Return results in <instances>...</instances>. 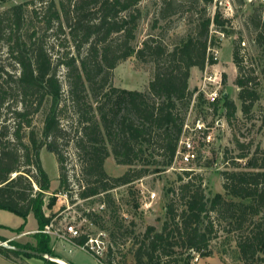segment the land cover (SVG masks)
<instances>
[{"label": "trees", "instance_id": "trees-1", "mask_svg": "<svg viewBox=\"0 0 264 264\" xmlns=\"http://www.w3.org/2000/svg\"><path fill=\"white\" fill-rule=\"evenodd\" d=\"M212 1H186L192 8L200 3L204 8L197 12L192 32L176 46L149 37L139 49L134 43L143 0H33L0 12V209L22 218V225L13 230L17 234L24 232L31 214L39 227L36 244L12 241L10 246L60 259L51 237L41 232L53 219L45 213L51 179L41 161L44 148L57 159L60 191L77 193V200L105 195L103 202L112 206L111 191L174 164L194 96L192 70L218 64L210 53L217 45L212 26L231 34V21L219 11L207 16ZM161 3L162 19L184 6L178 0ZM250 23L264 58L260 9ZM243 42L240 37L233 43L235 85L242 113L251 118L261 99V82ZM133 56L154 66L147 91L113 85L114 70ZM214 106L217 111L219 102ZM223 106L227 119L234 120L235 102L224 98ZM70 143L80 162L77 192L71 188L64 152ZM238 149V156L229 159L232 169L220 173L225 196L208 194L202 175L182 171L178 185L166 190L162 230L149 227L142 240L137 238L135 264H193L194 254L214 255L211 244L220 233L235 243L241 264H264V149L257 146L252 152L251 145L241 141ZM110 156L129 170L119 177L108 175L105 163ZM54 204L55 199L47 207ZM115 222L112 242L116 234L129 233ZM86 240L82 236L76 242ZM112 242L103 264H116ZM0 254L16 262L22 257L47 260L5 246H0Z\"/></svg>", "mask_w": 264, "mask_h": 264}, {"label": "rangeland", "instance_id": "rangeland-1", "mask_svg": "<svg viewBox=\"0 0 264 264\" xmlns=\"http://www.w3.org/2000/svg\"><path fill=\"white\" fill-rule=\"evenodd\" d=\"M27 1L33 0H0V12L14 4ZM34 1L39 2V0ZM55 1L60 2V0ZM178 1L184 2L181 12L169 19H162L159 15L162 0H143L141 4L143 15L139 23L137 39L134 43L137 49L149 37H158L168 46L174 47L192 32L198 17L197 12L201 11L204 5L200 3L197 7L192 8L186 3L187 0ZM257 9L261 10L264 18V4L261 3V0H213L206 7L208 17H214L215 13L219 11L224 18L231 21L229 26L231 34H222L212 26V37L217 45L210 48V53L218 60V64L208 66L203 71L199 69L192 71L190 89L194 94L199 93L198 91L204 82H207L206 77L217 74L218 78L222 80L221 98L219 99L217 112L214 113L209 110L204 98H200L203 96L202 92L199 93L200 97L196 99L192 111V116L195 114L202 116L205 122L213 128V139L208 145L201 143L196 163L185 166L178 162L165 171L148 175L131 185L117 188L110 193L115 205H106L105 203V208L100 209V206L104 203L103 201L106 200L105 195L81 202L77 200V193L71 195L66 190L60 191L57 159L46 148L41 151L43 167L51 179V192L48 193L45 199V213L55 218V225H65V222H68L73 216L80 220L87 215L85 210L90 209L91 215L89 216H91L93 226H85L83 231L95 237L99 236L101 232L104 233V239L109 242L111 247L110 233L115 228L114 223H116L115 221L123 223L128 228L129 233L125 235L122 233L116 234V242H112L115 263L135 264L133 253L137 247L135 244L137 238L142 240L149 227H154L156 231L162 230L166 221L165 206L168 200L165 195L166 190L171 186L178 185V178L183 170L194 171L195 174L202 175L203 184L208 194L215 195L219 193L225 196L220 173L230 170L234 166L231 162L232 159H229L236 158L240 153L238 143L241 141L250 144L252 152L257 146L264 149V76L262 74L264 58L254 43L255 33L253 26L250 25V17ZM156 21H158L157 25ZM240 37L244 40L242 46L245 48L246 54L252 59V66L255 68L261 82L259 87L261 99L255 105L251 118H245L242 113L241 101L238 99L239 88L235 85L237 69L233 63V43ZM153 68L152 63H141L136 56H133L120 63L114 70L113 85L121 89L147 91L153 77ZM224 98L234 101L238 108L236 118L232 121H229L226 117V109L223 106ZM68 115L71 116V113H68ZM41 121V116L36 118V122L40 126ZM217 124L220 125L217 126ZM64 152L67 158L66 166L69 170L71 188L75 190L74 192H77L78 185L76 181L79 177L77 174L80 173V162L72 143L65 147ZM227 158L230 164L226 163ZM237 163L240 168V160ZM105 168L108 175L112 177L122 176L129 170L128 166L118 165L113 156L108 158ZM153 194L156 195L155 198L152 197ZM54 199V206L48 208V203ZM67 202L71 203L73 209L63 213V208H66ZM22 222V218L13 212L0 209V224L17 228ZM35 223L36 221L32 217L28 222V227L31 228ZM38 231L39 227L33 235L23 239H17L18 234L14 231L8 230V235L16 238V240H12L13 242L36 244L35 234ZM0 238L4 239V243L7 245L12 242L8 241V238ZM51 239L54 253L57 251L58 257L66 260L67 263L73 260L78 264H103L92 254L74 248L68 242H62L55 238ZM211 249L214 254L219 255L229 264H241L237 261L235 243L225 238L222 233H220L218 239L212 242ZM194 256L197 257L196 254ZM195 262L194 259L193 264Z\"/></svg>", "mask_w": 264, "mask_h": 264}, {"label": "built area", "instance_id": "built-area-1", "mask_svg": "<svg viewBox=\"0 0 264 264\" xmlns=\"http://www.w3.org/2000/svg\"><path fill=\"white\" fill-rule=\"evenodd\" d=\"M261 3L264 4V0H261ZM207 82H204L203 86L199 89V93H203V98L208 105L210 111H215L214 104L216 102L220 103V89L222 80L218 78L217 74H212L205 79ZM199 93L194 94L192 99L191 107L187 113L183 133L179 142L178 150L176 153L174 164L178 162L185 166H190L197 162L198 153L201 146V143L208 145L213 139V128L210 127L209 123H206L202 116L193 115L192 111L194 105L196 104V99H198ZM220 124H217V126ZM172 165V166H173ZM66 199L68 200V195L66 194ZM153 198L156 197L155 194L152 195ZM92 199V198H91ZM87 199V200H91ZM87 200H80L81 202ZM66 208H63V213L73 209L71 203L67 202ZM105 208V203H102L100 209ZM86 216L77 220L73 216L68 222H65V225L57 226L55 225V218L52 219V222L47 225L44 230L41 232L49 235L51 238H55L62 242H68L74 248L86 251L92 254L97 260L103 262L106 258L109 249V242L105 240V234L100 233L99 236L95 237L94 235L84 232L83 228L85 226L92 227L93 222L90 219L91 211L86 209ZM63 226V227H62ZM86 236L87 240L84 244H78L76 239ZM200 257L197 255L195 261Z\"/></svg>", "mask_w": 264, "mask_h": 264}, {"label": "crops", "instance_id": "crops-1", "mask_svg": "<svg viewBox=\"0 0 264 264\" xmlns=\"http://www.w3.org/2000/svg\"><path fill=\"white\" fill-rule=\"evenodd\" d=\"M195 69L196 68H194L193 70H195ZM190 82H191V79H190ZM32 217L34 218V216L32 214L28 217L27 225L25 227L26 229L24 232L18 234L17 239L28 238V236L33 235V233L38 229V223H37L35 218L34 219H35L36 223L34 224V226H32L31 228L28 227V222H29V220H31ZM0 226L2 227V228H0V237L8 238V241L16 240L15 237L13 238L12 236L8 235V233H9L8 230L13 231V230L19 228L20 226L17 228L7 227L3 224H0ZM5 228H7V229H5ZM55 253L58 256L57 251ZM51 261L57 262V263H59L58 261H63V262H65V264H67V261L64 259L47 258V260H46V259H41V258H36V257H32V258L22 257V258L18 259L16 262V261L9 260L0 254V264H53V263H51ZM69 263L70 264H78L73 260L69 261ZM59 264H61V263H59ZM194 264H229V262L222 259L219 255L214 254L210 257L199 258Z\"/></svg>", "mask_w": 264, "mask_h": 264}, {"label": "water", "instance_id": "water-1", "mask_svg": "<svg viewBox=\"0 0 264 264\" xmlns=\"http://www.w3.org/2000/svg\"><path fill=\"white\" fill-rule=\"evenodd\" d=\"M0 246H5V247H9L13 250H16V251H19V252H23V253H28V254H31V255H34V256H37V257H42V258H51L47 255H44L42 253H38V252H35V251H32V250H27V249H18L16 247H13V246H10V245H7L6 243L0 241ZM53 259V258H51ZM67 264H70V263H67Z\"/></svg>", "mask_w": 264, "mask_h": 264}, {"label": "bare ground", "instance_id": "bare-ground-1", "mask_svg": "<svg viewBox=\"0 0 264 264\" xmlns=\"http://www.w3.org/2000/svg\"><path fill=\"white\" fill-rule=\"evenodd\" d=\"M59 263H61V264H65V262H63V261H58Z\"/></svg>", "mask_w": 264, "mask_h": 264}]
</instances>
